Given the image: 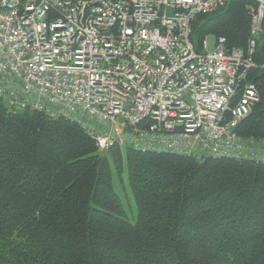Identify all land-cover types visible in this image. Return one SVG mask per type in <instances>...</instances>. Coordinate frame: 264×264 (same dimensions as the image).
<instances>
[{
  "label": "trees",
  "instance_id": "1",
  "mask_svg": "<svg viewBox=\"0 0 264 264\" xmlns=\"http://www.w3.org/2000/svg\"><path fill=\"white\" fill-rule=\"evenodd\" d=\"M254 7L227 0L196 16L194 50L212 36L245 53ZM255 42L246 83L259 102L234 128L243 153L199 158L129 142L133 224L110 168L120 177L124 141L99 150L108 129L0 98V264H264V22Z\"/></svg>",
  "mask_w": 264,
  "mask_h": 264
},
{
  "label": "built area",
  "instance_id": "2",
  "mask_svg": "<svg viewBox=\"0 0 264 264\" xmlns=\"http://www.w3.org/2000/svg\"><path fill=\"white\" fill-rule=\"evenodd\" d=\"M253 1L244 53L189 40L193 19L227 0H0V98L108 129L99 150L117 136L240 156L234 128L258 102L244 82L264 15Z\"/></svg>",
  "mask_w": 264,
  "mask_h": 264
},
{
  "label": "rangeland",
  "instance_id": "3",
  "mask_svg": "<svg viewBox=\"0 0 264 264\" xmlns=\"http://www.w3.org/2000/svg\"><path fill=\"white\" fill-rule=\"evenodd\" d=\"M214 38L212 36H209L207 38V44H208V49L211 50L213 46ZM264 68V61H263V66ZM123 143L121 144V152H122V157H123V168L120 177L116 174L115 169L111 165V173H112V185L114 192L116 195L120 198L123 209L125 212V215L127 217V220L130 223H135V205L133 198L131 196V193L128 189L127 185V170H126V165H125V152L126 148L129 146V141L126 138H123ZM131 145V144H130Z\"/></svg>",
  "mask_w": 264,
  "mask_h": 264
},
{
  "label": "bare ground",
  "instance_id": "4",
  "mask_svg": "<svg viewBox=\"0 0 264 264\" xmlns=\"http://www.w3.org/2000/svg\"><path fill=\"white\" fill-rule=\"evenodd\" d=\"M227 3V2H226ZM226 5V4H225ZM223 8V7H222ZM220 9V8H219ZM218 10V9H217ZM216 11V10H215ZM214 11V12H215ZM214 12H212V13H214ZM212 13H210V14H212ZM250 13H251V11H250ZM206 15H209V14H206ZM194 20V19H193ZM193 22V21H192ZM263 22H264V15H263V19H262V26H263ZM262 26H261V29H262ZM190 29H191V26H190ZM190 34H191V32H190ZM190 36V35H189ZM214 39H217V38H215V37H213ZM223 39V38H222ZM189 40H190V37H189ZM225 41V40H224ZM226 44V43H225ZM255 44H256V42H255ZM225 49H226V45H225ZM254 49H255V47H254ZM227 50V49H226ZM240 51V50H239ZM243 52V51H242ZM253 54H254V52H253ZM252 54V55H253ZM251 62H252V56H251ZM252 67H253V65H252ZM251 67V68H252ZM250 68V69H251ZM249 69V70H250ZM249 70H248V72H249ZM248 72H247V74H248ZM246 77H247V75H246ZM246 77H245V80H244V82H246ZM250 85H252V84H250ZM255 88V87H254ZM255 90H256V88H255ZM256 92H257V90H256ZM241 94H242V92H241V90H236V92H235V94H234V96H233V98H232V100L233 101H235L238 97H240L241 96ZM257 96H258V102H259V94H258V92H257ZM257 102V103H258ZM256 103V104H257ZM255 104V105H256ZM241 122V121H240ZM239 122V123H240ZM148 126H149V124H148ZM146 124H143L142 125V127H148ZM136 137H137V134H136ZM120 141H123V138L121 137L120 139H119ZM136 148H138V149H143V150H168V151H171V152H174V153H177V154H183V155H192V156H195V157H202V156H206L205 154H203V153H201L198 149L197 150H191V149H189V150H187V149H179L178 151L177 150H170V149H166V148H163V147H160V146H158L156 143H151V142H149V141H145V140H139V139H137V141H136Z\"/></svg>",
  "mask_w": 264,
  "mask_h": 264
}]
</instances>
